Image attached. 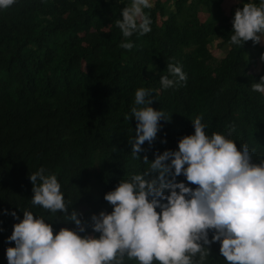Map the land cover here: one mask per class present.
<instances>
[{"label": "trees", "instance_id": "16d2710c", "mask_svg": "<svg viewBox=\"0 0 264 264\" xmlns=\"http://www.w3.org/2000/svg\"><path fill=\"white\" fill-rule=\"evenodd\" d=\"M126 2L15 0L0 10V264H7L5 250L14 242L6 237L18 222L6 209L20 219L25 209L43 215L54 234L75 227L65 213L31 204L28 174L41 166L57 175L67 213L75 210L87 221L93 213L111 211L103 196L120 179L142 173L154 154L175 150L182 136L192 134L196 116L206 133L231 131L238 148L249 146L254 162L264 158V94L250 88L264 75V64L251 74L260 41L229 44L232 25L220 14L200 22L201 11L223 0H157L144 10L151 31L124 38L115 20ZM123 40L133 47L121 48ZM216 40L229 47L218 61L209 48ZM168 62L178 63L186 79L160 89ZM138 87L153 92L151 106L168 119L158 122L152 144L145 141L133 157L129 138L136 120L130 108ZM177 181L196 187L182 174ZM209 248L206 264H225L219 242ZM124 264L136 262L125 258Z\"/></svg>", "mask_w": 264, "mask_h": 264}, {"label": "clouds", "instance_id": "9594fccd", "mask_svg": "<svg viewBox=\"0 0 264 264\" xmlns=\"http://www.w3.org/2000/svg\"><path fill=\"white\" fill-rule=\"evenodd\" d=\"M14 3L0 0V10ZM151 7L152 0H127L115 20L124 38L151 31V18L144 12ZM231 24L229 44L261 41L264 0H247L235 10ZM119 46L131 49L133 44L123 40ZM260 59L264 61V53ZM165 69L160 89L186 79L178 63L168 62ZM250 88L264 94V75ZM151 93L145 87L134 91L130 115L136 127L129 138L133 157L143 151L145 141L152 144L158 122L168 119L151 106ZM191 121L192 134L182 136L175 150L154 154L142 173L120 179L103 196L111 211L93 213L87 221L75 210L67 213L55 173L41 166L28 174L31 204L65 213V221L75 227H61L54 234L52 222L43 215L25 209L20 219L15 211L4 210L18 220L6 237L14 242L5 250L7 264H124L125 258L136 264H206L214 242H219L225 264H264V158L254 162L249 146L241 143L238 148L231 131L208 134L200 116ZM181 174L196 187L177 181Z\"/></svg>", "mask_w": 264, "mask_h": 264}, {"label": "rangeland", "instance_id": "374dc122", "mask_svg": "<svg viewBox=\"0 0 264 264\" xmlns=\"http://www.w3.org/2000/svg\"><path fill=\"white\" fill-rule=\"evenodd\" d=\"M157 0H152V6L155 5ZM165 2L166 0H161ZM247 0H223L222 4L220 6H213L210 7L207 10L201 11L199 13V19L200 22H205L210 15L213 14H220L222 19H226L228 24H231V20L234 16L235 10L238 8L237 5L245 2ZM159 27L162 25L161 21L158 22ZM77 34L80 36H84V33L82 30H77ZM210 52L215 60H221L223 59L227 51L229 50V47L221 40H216L210 45ZM261 53H264V37H262L260 41V49L256 51L251 58V74H259L261 72L262 65L264 64V61H261L260 56ZM97 170L93 169L91 172V176L93 179L97 178ZM94 192L97 193V183L93 184ZM83 211H87L83 208Z\"/></svg>", "mask_w": 264, "mask_h": 264}]
</instances>
